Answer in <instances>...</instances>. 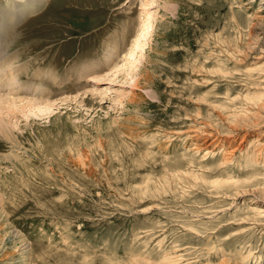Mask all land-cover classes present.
<instances>
[{
	"label": "rangeland",
	"instance_id": "374dc122",
	"mask_svg": "<svg viewBox=\"0 0 264 264\" xmlns=\"http://www.w3.org/2000/svg\"><path fill=\"white\" fill-rule=\"evenodd\" d=\"M37 1L0 26V94L53 108L0 133V264H264V0Z\"/></svg>",
	"mask_w": 264,
	"mask_h": 264
},
{
	"label": "bare ground",
	"instance_id": "6f19581e",
	"mask_svg": "<svg viewBox=\"0 0 264 264\" xmlns=\"http://www.w3.org/2000/svg\"><path fill=\"white\" fill-rule=\"evenodd\" d=\"M37 2H38L37 0H8V3L6 4V6H3L2 9L0 10V26H2L4 23L8 25L10 24L15 25L14 22L15 21H16L15 23L18 22L19 20L18 17L24 15L25 13H27V11L34 9L37 5ZM145 11H146L145 14L147 13L149 14L150 12L148 10H144V12ZM150 14H151L150 16H153L152 13ZM144 30L145 28L144 29L142 28V30L140 31L141 34L135 37V40H134L135 44H133L130 47V50L128 51V53L125 54L124 56L125 59L132 56L133 53L135 52L136 50L135 47L138 46L137 43L141 40V37L144 36L146 33V31L144 33ZM3 39H4L3 37L0 38V78L4 83V81L8 77V74L6 73V71L10 72L14 70L15 60H11L10 56H8L9 54L7 53V51L3 49V43H2ZM11 73L13 74V72ZM3 77H6V78H3ZM12 78H7V79L10 80ZM104 78L97 80L96 83H102V80ZM7 95L8 94H6V96L4 94H0V133L6 136H8L10 132H12L10 128V125H12L11 120L12 119L16 120L19 112L24 113V114L28 112L29 114L25 115L27 118L28 117L30 118V115H35V113L38 115L39 112L45 115L49 114L50 112H53V108H49V107L41 108L39 105H42L44 103L41 101H38L37 99H32L33 97L30 98V100H25L22 98H19V99L12 98L11 95L10 97Z\"/></svg>",
	"mask_w": 264,
	"mask_h": 264
}]
</instances>
